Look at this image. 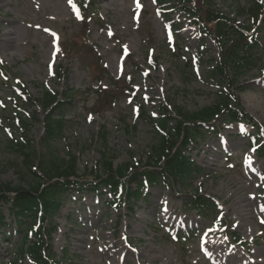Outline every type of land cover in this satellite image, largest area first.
<instances>
[{"label": "rangeland", "instance_id": "obj_1", "mask_svg": "<svg viewBox=\"0 0 264 264\" xmlns=\"http://www.w3.org/2000/svg\"><path fill=\"white\" fill-rule=\"evenodd\" d=\"M171 1L172 17L159 10L158 0H138L139 7L137 0H0V65L11 67L26 83L33 97L26 109L34 116L23 134L8 109L10 74L7 79L1 71V181L20 183L15 163L22 157L8 147L16 138L26 135L35 153H47L44 111L35 101L42 88L78 93L55 111V117L63 118V129L52 147L61 157L74 155L80 174L94 167L104 143L115 165L144 162L155 142L148 117L157 116L164 106L195 110L215 100L221 79L212 73L219 48L203 35L193 11ZM213 1L218 10L248 25L247 15L240 13L248 0ZM79 4L86 9L82 21L73 10ZM258 28L263 56L238 80L243 85L241 104L254 124H207L204 137L191 141L186 151L199 168L187 179V187L180 181L159 182L141 191L137 201L113 208L106 189L86 185L66 190L62 207L49 223L58 264H264V141L259 134L264 132V14ZM74 32L82 51L73 50L66 74L57 76L56 67L65 64L61 42L68 44L70 54ZM151 49L159 55L158 62L145 58ZM123 52L132 56L126 59ZM103 67L109 76L101 75ZM228 74L231 79L233 74ZM104 100V109L96 113V103ZM171 116L174 124L176 116ZM27 182L24 178L22 184ZM196 190L216 202L219 219L241 235L246 246L231 244L223 227L211 224L214 214L205 219L187 206ZM0 214L5 219L0 222V264H18L15 255L24 242L23 228L5 201L0 202ZM186 231L195 237L170 239ZM21 264L34 263L25 256Z\"/></svg>", "mask_w": 264, "mask_h": 264}, {"label": "trees", "instance_id": "obj_2", "mask_svg": "<svg viewBox=\"0 0 264 264\" xmlns=\"http://www.w3.org/2000/svg\"><path fill=\"white\" fill-rule=\"evenodd\" d=\"M159 3L164 11L172 9L169 0H159ZM179 3L195 10L200 26L204 28L205 33L213 37L220 48L218 63L213 73L216 78L221 79L215 100L195 110H185L179 105H173L178 118L172 125L169 123L170 117L166 115V110L158 118L150 119L152 124H155L153 126L155 142L146 153L144 162L130 160L115 165L114 157L109 155L104 143L97 164L92 169L79 174L76 157L71 154L61 157L52 147V142L61 136L63 128L62 117L55 118L54 111L61 110L64 103L58 100L57 90L43 88L41 97L36 100L44 110L49 109L44 115L43 140L47 153L43 155L35 153L27 138L14 140V143H9L8 147L17 149L22 157L20 163H15L20 174V183L13 186L11 182H3L0 178V200L11 203L12 213L25 231V240L19 245L15 255L18 264H21L25 255H28L35 264H58L49 244L53 229L48 223L59 211L64 202L63 192L70 185H78L82 180L87 179L89 184L95 183L96 188L106 187L111 195L108 204L115 207L125 198H138L140 190L147 185L181 181L184 187H187L186 180L193 172H198L199 168L185 154V149L192 139L202 135L204 124L218 119L228 122H253L252 117L241 105L238 93L243 90V86L238 80L261 61L262 56L258 51L259 41L255 36L263 13L261 0H249L248 6L241 8V11L251 19L249 26L239 24L217 10L212 0H179ZM66 49L64 43L65 53ZM57 69L58 75L64 74L65 70L59 73L64 69L63 67ZM229 71L232 72L234 79L229 80L227 86H223L222 82ZM105 74L107 72L103 69L101 75L105 76ZM118 80H114L115 85ZM16 89L18 98L23 100L30 98L21 81L18 82ZM67 92L77 93L68 89L64 91L65 99L71 97ZM19 101L17 99L14 102L15 108L12 110L15 125L19 130L27 132L33 117H28L26 111L17 109L16 106L22 105ZM105 101L101 104L96 103L97 113L104 109ZM144 114L143 111L142 116ZM102 138L105 140V135H102ZM24 178L28 179L27 187L21 185ZM131 183H135L137 189H131ZM189 204L207 215L213 203L197 190ZM3 220L0 214V222ZM228 233L235 243L245 244L236 232ZM29 235H32L34 240H28Z\"/></svg>", "mask_w": 264, "mask_h": 264}, {"label": "snow or ice", "instance_id": "obj_3", "mask_svg": "<svg viewBox=\"0 0 264 264\" xmlns=\"http://www.w3.org/2000/svg\"><path fill=\"white\" fill-rule=\"evenodd\" d=\"M69 3L71 4L72 3V0H69ZM137 7H139L138 0H137ZM73 10L76 11L75 5H73ZM77 17L80 18L78 13H77Z\"/></svg>", "mask_w": 264, "mask_h": 264}]
</instances>
